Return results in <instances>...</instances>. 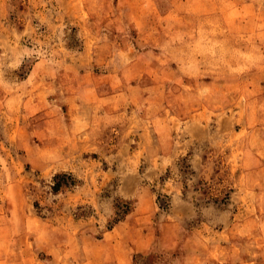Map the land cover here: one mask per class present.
<instances>
[{"label": "rangeland", "instance_id": "rangeland-1", "mask_svg": "<svg viewBox=\"0 0 264 264\" xmlns=\"http://www.w3.org/2000/svg\"><path fill=\"white\" fill-rule=\"evenodd\" d=\"M118 262L264 264V0H0V264Z\"/></svg>", "mask_w": 264, "mask_h": 264}, {"label": "crops", "instance_id": "crops-1", "mask_svg": "<svg viewBox=\"0 0 264 264\" xmlns=\"http://www.w3.org/2000/svg\"><path fill=\"white\" fill-rule=\"evenodd\" d=\"M74 83H75V81H74ZM78 85V84H77ZM71 92L75 95V94H77V92H80V90H78V89H75V88H72V90H71ZM82 95L83 94H81V100H80V104H79V106H82ZM80 98V96L79 95H76L75 96V98ZM116 264V263H115ZM117 264H121V263H117Z\"/></svg>", "mask_w": 264, "mask_h": 264}, {"label": "trees", "instance_id": "trees-1", "mask_svg": "<svg viewBox=\"0 0 264 264\" xmlns=\"http://www.w3.org/2000/svg\"><path fill=\"white\" fill-rule=\"evenodd\" d=\"M59 177V176H57ZM68 184L67 182H56L55 185L53 186L54 190H59L60 188H62L64 185Z\"/></svg>", "mask_w": 264, "mask_h": 264}]
</instances>
